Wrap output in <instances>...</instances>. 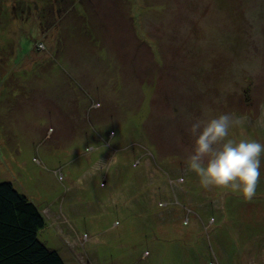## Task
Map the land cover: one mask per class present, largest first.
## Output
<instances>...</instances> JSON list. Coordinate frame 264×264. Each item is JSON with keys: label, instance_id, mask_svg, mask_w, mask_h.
Segmentation results:
<instances>
[{"label": "rangeland", "instance_id": "rangeland-1", "mask_svg": "<svg viewBox=\"0 0 264 264\" xmlns=\"http://www.w3.org/2000/svg\"><path fill=\"white\" fill-rule=\"evenodd\" d=\"M220 114L264 145V0H0V183L65 264H264V153L251 201L187 166Z\"/></svg>", "mask_w": 264, "mask_h": 264}, {"label": "clouds", "instance_id": "clouds-1", "mask_svg": "<svg viewBox=\"0 0 264 264\" xmlns=\"http://www.w3.org/2000/svg\"><path fill=\"white\" fill-rule=\"evenodd\" d=\"M241 122L230 114L195 119L189 128L194 139L187 166L203 188L230 189L245 201H251L260 179L264 145L255 140L228 138L230 128ZM95 170H99V166Z\"/></svg>", "mask_w": 264, "mask_h": 264}, {"label": "trees", "instance_id": "trees-1", "mask_svg": "<svg viewBox=\"0 0 264 264\" xmlns=\"http://www.w3.org/2000/svg\"><path fill=\"white\" fill-rule=\"evenodd\" d=\"M44 217L10 182L0 183V264H65L38 238Z\"/></svg>", "mask_w": 264, "mask_h": 264}]
</instances>
